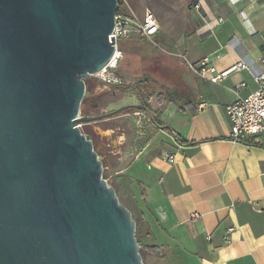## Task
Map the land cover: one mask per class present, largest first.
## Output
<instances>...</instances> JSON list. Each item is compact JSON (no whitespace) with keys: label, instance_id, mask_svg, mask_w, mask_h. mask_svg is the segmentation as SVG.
I'll return each mask as SVG.
<instances>
[{"label":"water","instance_id":"water-1","mask_svg":"<svg viewBox=\"0 0 264 264\" xmlns=\"http://www.w3.org/2000/svg\"><path fill=\"white\" fill-rule=\"evenodd\" d=\"M117 0H0V264H145L136 221L81 123Z\"/></svg>","mask_w":264,"mask_h":264},{"label":"crops","instance_id":"crops-1","mask_svg":"<svg viewBox=\"0 0 264 264\" xmlns=\"http://www.w3.org/2000/svg\"><path fill=\"white\" fill-rule=\"evenodd\" d=\"M195 6L200 19L173 58L183 90L150 105L165 126L193 143H180L153 122L142 139L121 133L116 141L115 121L104 133L117 161H105V168L119 164L140 197L143 244L155 245L159 261L264 264V130L256 140L233 141L225 114L227 104L256 89L253 73L264 71V0H197ZM204 57L214 73L238 61L250 67L212 82L197 71Z\"/></svg>","mask_w":264,"mask_h":264},{"label":"rangeland","instance_id":"rangeland-1","mask_svg":"<svg viewBox=\"0 0 264 264\" xmlns=\"http://www.w3.org/2000/svg\"><path fill=\"white\" fill-rule=\"evenodd\" d=\"M120 9L130 16L142 17L146 10L152 11L160 24L158 33L152 38L132 37L120 41L123 57L117 72L121 75L122 84L104 87L88 85V98L96 97L98 107L88 108L87 97L84 100L82 114H99L110 111L120 104L138 103L134 91L136 83H144L153 92L152 107L162 99L175 98L182 92L184 78L173 58H179L181 45L184 44L188 33L197 25L200 19L199 7L195 0H117ZM115 102L114 105H108ZM122 118L114 120H98L81 123V130L93 140L99 155L106 162L117 161L112 155V141L105 132L107 126L115 123L119 130L112 133L117 136L124 133L128 139H142L145 134L154 130L152 121L143 111L128 110L122 112ZM118 165L104 169L107 182L112 185L119 200L129 208L138 224V236L143 244L144 226L141 219V204L137 192L131 187L130 181L119 171ZM141 244V245H142ZM145 264H164L153 254L139 248Z\"/></svg>","mask_w":264,"mask_h":264},{"label":"built area","instance_id":"built-area-1","mask_svg":"<svg viewBox=\"0 0 264 264\" xmlns=\"http://www.w3.org/2000/svg\"><path fill=\"white\" fill-rule=\"evenodd\" d=\"M159 29L160 24L152 11L146 10L140 18L130 16L124 13L117 3L114 26L109 35L114 39L113 53L103 68L90 74L88 78H93L97 84L104 86L121 85L122 79L116 72L123 57L120 41L136 36L152 38ZM230 42H234V39H231ZM249 67L247 62L238 61L228 69L214 73V68L209 66L208 58L204 57L200 61V67L197 71L202 76L209 74V80L217 82L232 71ZM253 78L257 84L256 89L246 97L238 98L225 106V114L230 124V139L233 141H242L245 138L256 140L264 130V71H255ZM206 105V103H202L201 106ZM168 158L173 159L171 155Z\"/></svg>","mask_w":264,"mask_h":264},{"label":"trees","instance_id":"trees-1","mask_svg":"<svg viewBox=\"0 0 264 264\" xmlns=\"http://www.w3.org/2000/svg\"><path fill=\"white\" fill-rule=\"evenodd\" d=\"M196 1L197 0H195V2ZM117 74L119 76H121L118 72H117ZM133 87H134V91H135L136 97L138 99V103H140L143 106H146L147 108H149L151 110L149 101H150V99L154 95L153 92L149 91L146 88V86H145L144 83H136ZM128 110L142 111L141 109H137V108L131 107V108H128V109H125V110L119 112L118 114H120V113H122L124 111H128ZM151 113H152L153 118H154L153 123L156 126H158L160 128H163V129L171 132L173 134V136L175 137V139L177 141H179L180 143H183V144H191V143H193V142H188V141L184 140L183 138L179 137V135H177L176 133H174L171 130V128L165 126L161 122V120L159 119V116L154 111L151 110ZM244 142L247 143V144H254V145H257L258 144L257 142H253V141H244ZM136 238H137V242H138L139 248L141 247L144 251H147V252H149V253H151L153 255H159V252L155 250V245L142 244L141 243V240H140V238L138 236V224H137V222H136Z\"/></svg>","mask_w":264,"mask_h":264},{"label":"flooded vegetation","instance_id":"flooded-vegetation-1","mask_svg":"<svg viewBox=\"0 0 264 264\" xmlns=\"http://www.w3.org/2000/svg\"><path fill=\"white\" fill-rule=\"evenodd\" d=\"M91 84L93 87L97 85V82L93 79V78H87L86 80V86H87V90L89 91L88 89V85ZM89 94H90V91H89ZM88 98V97H87ZM97 98L96 97H91V98H88L87 99V102H88V108L90 109H93L96 107V102ZM95 104V105H94Z\"/></svg>","mask_w":264,"mask_h":264}]
</instances>
